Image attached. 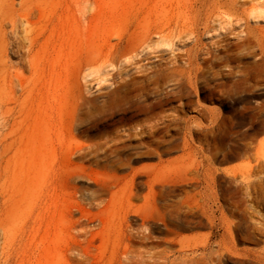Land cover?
I'll return each instance as SVG.
<instances>
[{"label":"bare ground","instance_id":"obj_1","mask_svg":"<svg viewBox=\"0 0 264 264\" xmlns=\"http://www.w3.org/2000/svg\"><path fill=\"white\" fill-rule=\"evenodd\" d=\"M102 75L124 114L84 124ZM262 236L264 0H0V264H222L236 238L264 264Z\"/></svg>","mask_w":264,"mask_h":264},{"label":"rangeland","instance_id":"obj_2","mask_svg":"<svg viewBox=\"0 0 264 264\" xmlns=\"http://www.w3.org/2000/svg\"><path fill=\"white\" fill-rule=\"evenodd\" d=\"M204 42V39L202 40ZM121 46H123V43H121ZM12 61H16L17 58L15 56L11 57ZM27 73V72H26ZM109 78V76H100V77H92V79L87 78L86 81L82 80L83 85H85V94L90 100V109L89 113L86 114L82 120V123H89L96 121L100 123V125L104 124H110V123H118L120 118L123 116V110L121 106L111 108L109 106V96L112 92H107L109 86V82L105 79ZM163 81H161L162 83ZM175 81L171 78L169 82H167V85H172ZM202 85V86H201ZM165 86V85H163ZM198 88L199 92H204V75L199 78L198 80ZM201 103L204 105V100H201ZM177 105L176 102L170 103L167 107H173ZM194 105L189 106L185 109V114L190 116L194 115L193 112ZM174 132V131H172ZM204 132L201 131H193L191 133L193 142L195 145L198 144V137L202 135ZM174 142H180V139H175ZM140 150H144L143 148H140ZM181 152L176 151L171 154V156L179 155ZM197 159H200L199 156H196ZM156 161L155 158L152 159H143V163H154ZM141 162V163H142ZM88 181L83 180L80 182V185L82 187H87ZM34 189L36 191V199H41L42 202H44V194H43V185L42 183H37L34 185ZM227 213V212H226ZM228 215V214H227ZM14 237L22 238L25 236L19 229H16L14 232ZM222 233L221 228L219 225L215 224L213 226H209L208 224L204 223L203 225L197 226L192 228L189 231H186L183 233V235L189 236V237H197L199 241L207 242L209 245V249H216V242L220 238V234ZM159 235V234H156ZM261 240H264V237H260ZM0 238V252H1V242ZM210 243V244H209ZM11 242H7L5 245V249L8 250L11 248L10 246ZM262 242H259L258 244H251L248 242H245L241 239H235V249H232L231 252L225 253L222 258V264H251L250 261V253L248 250H254L258 249ZM248 248V249H247ZM21 253H18V256L10 257L7 262L3 264H22L21 260ZM5 259V254H0V262H3Z\"/></svg>","mask_w":264,"mask_h":264}]
</instances>
